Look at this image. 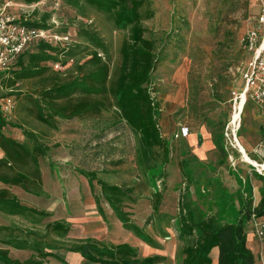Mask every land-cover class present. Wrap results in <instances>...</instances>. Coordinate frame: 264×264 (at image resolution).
<instances>
[{
	"label": "rangeland",
	"instance_id": "1",
	"mask_svg": "<svg viewBox=\"0 0 264 264\" xmlns=\"http://www.w3.org/2000/svg\"><path fill=\"white\" fill-rule=\"evenodd\" d=\"M4 1L17 18L40 22L46 17V42L74 53L69 56L64 51L58 55V62L46 63L49 70L45 76L60 72L61 78L67 79L74 61L80 58L83 62L88 58L85 54L92 47L79 36L80 26L93 29L102 38L108 50L105 60L110 72L116 70L120 44L127 31L117 28L105 13L91 6H84L82 13H78L61 0ZM259 8L255 0H148L142 6L144 36L153 40L156 48L152 95L160 102L159 129L170 147L165 163L162 151L156 149L153 158L140 164L137 136L120 119L109 94L90 96L103 99L105 105L99 113L55 118L54 127H50L36 119L35 107L29 98L35 96L45 81L26 79L8 88L3 81L5 76L0 75V97L12 99V109L5 116L9 122L4 127L5 134L25 142L23 129H26L49 146L47 154L38 159L46 196H35L19 186L0 182V188L8 189L22 204L48 212L44 217L0 212V249H8L13 259H27L32 253L30 250L14 249L1 240L8 234L22 236V230L43 232L45 225L54 220L69 223L65 240L91 236L105 243H136V236L122 228L103 198L100 203L104 219L98 214L94 194H100V188L94 181L92 191L77 169L94 171L108 183L132 189L130 196L134 203L125 199L124 209L157 242V248L149 253L160 257L155 264H182L180 250L184 243L177 238L178 207L182 200L201 216L220 211L226 217H233L242 195L250 194L252 205L257 204L255 201L264 187V169L245 162L237 148L241 146L250 159L264 165V134L260 130L258 110L251 101L244 105L234 136L225 126V151L213 145L205 161H198L191 153L190 137L174 138L173 134L179 125H187L190 134L201 132L210 137L212 130L228 124L232 91L241 88L240 71L249 58L243 37L254 26ZM148 11L151 14L145 17ZM62 35L68 39L61 43L54 39ZM12 123L20 127H13ZM20 169L28 170V165ZM155 191L162 194V199L159 214L151 215ZM248 246L253 245L248 243ZM55 253L68 264L79 262L78 255L64 249ZM138 254L141 256V252ZM255 254L254 264H264V254L263 258ZM44 263L64 264L52 257H47Z\"/></svg>",
	"mask_w": 264,
	"mask_h": 264
},
{
	"label": "trees",
	"instance_id": "2",
	"mask_svg": "<svg viewBox=\"0 0 264 264\" xmlns=\"http://www.w3.org/2000/svg\"><path fill=\"white\" fill-rule=\"evenodd\" d=\"M64 5L82 13L84 6L94 7L105 13L119 29L127 31L119 48V63L111 73L105 60L108 50L105 42L93 29L80 26L79 36H82L92 47L86 52V58L74 61L71 75L67 79L61 78L60 72L53 76H45L49 70L48 62H58V55L64 48L52 46L48 42L32 43L16 58L13 65L3 69L4 82L8 88L26 79L39 78L45 84L29 96L35 107V117L38 121L54 127L55 118L70 119L84 114H97L104 108L103 99H91L90 96H105L109 94L113 99V106L120 119L136 134L139 146V162L146 164L154 157L156 149L162 151L163 162L168 161L170 147L161 135L159 118L161 115L160 102L152 95V74L155 69V42L144 36L142 25V6L148 0H61ZM150 11L145 17H149ZM29 27L47 29L46 17L40 22L26 21ZM73 56L72 51H65ZM102 55H101V54ZM65 65V61L61 62ZM1 77V76H0ZM1 98V97H0ZM3 98V97H2ZM9 122L0 110V182L5 185H16L25 192L35 196H46L40 176L39 157L47 154L49 146L29 130L23 129L25 142H19L4 132ZM18 127L16 123L11 124ZM222 124L216 131H211V141L221 152H224ZM20 127V126H19ZM190 135V133H189ZM188 135V137H189ZM187 138V137H186ZM203 139L197 134V144ZM225 159V156L222 160ZM28 165V170H21ZM18 168V169H17ZM4 169L14 170L12 173ZM150 169L147 168L148 173ZM88 182L93 191L94 181L100 188V194L95 195L98 214L104 219L105 213L100 198L109 205L113 215L120 222L122 228L133 233L149 245L157 247L155 240L144 232L143 227L134 223L131 213L124 209V200L134 203L130 196L131 188L111 184L99 178L94 171L77 169ZM151 202L152 214L158 215V206L162 199L159 191L154 192ZM239 207L233 217H226L216 211L201 216L190 209L183 200L178 207L177 238L184 245L180 250L182 264H211L210 252L214 247L218 249L217 264H254L255 257L247 246V226L252 214L260 215L264 211V187L260 191V199L252 205V197L240 196ZM0 212L7 215L44 217L48 212L32 206L22 204L21 201L6 188H0ZM3 229H5L3 227ZM70 225L65 220L48 222L43 232L34 229L21 231L22 236L8 234L1 242L17 250H30L27 259L20 261L8 255V249H0L2 264H45L47 257L55 258L68 264L60 258L55 250L64 249L66 252L77 253L89 263L97 264H155L160 257L151 255L140 258L137 249L129 243H105L91 236L65 240ZM52 236H49L51 235ZM48 237V238H47Z\"/></svg>",
	"mask_w": 264,
	"mask_h": 264
},
{
	"label": "built area",
	"instance_id": "3",
	"mask_svg": "<svg viewBox=\"0 0 264 264\" xmlns=\"http://www.w3.org/2000/svg\"><path fill=\"white\" fill-rule=\"evenodd\" d=\"M259 1V13L256 17L253 27L248 29L243 37V46L249 54L240 71L241 88L232 91V112L239 111V106H243L247 101H251L258 110L260 119V130L264 134V0ZM9 3L0 0V69H8L12 62H15L17 56L28 48L32 43L39 41H48L45 37L46 29L29 27L25 19L17 18L9 9ZM61 43L67 40V35L60 38L55 36ZM12 109L11 96L0 98V110L4 116L10 113ZM231 115V117H232ZM229 121L226 129L235 135L234 121ZM232 130V131H231ZM190 133L187 125H179L174 132V138H186ZM248 227L252 230L255 238L260 244H264V211L260 215L252 214Z\"/></svg>",
	"mask_w": 264,
	"mask_h": 264
},
{
	"label": "crops",
	"instance_id": "4",
	"mask_svg": "<svg viewBox=\"0 0 264 264\" xmlns=\"http://www.w3.org/2000/svg\"><path fill=\"white\" fill-rule=\"evenodd\" d=\"M255 1H257L259 3L258 0H255ZM258 13H257V15H258ZM200 134L202 136V139H204V141H202V143L200 145L196 144V142H197V134H195V135L190 134L189 135L190 138H189L188 145H189V148L191 150V153H193V155L196 156L198 161H205L204 159H206V156L211 151V147L213 146V143H212L211 138H210L211 136L210 137H206L201 132H200ZM259 199H260V197L258 196L256 201H255V203H258ZM134 241L136 243H134L133 245L132 244H130V245L137 249V253L141 252V256H139L140 254H138V256L140 258L146 257V256H151V255H157V254H149L152 249L155 250V248H157V247H153V246L149 245L148 243H146L145 241H143L142 239L137 238V237H136V239ZM248 243H251L253 246L252 247L248 246ZM156 244H157V242H156ZM247 246L251 249V251L253 252V254L255 256H256L255 253H257L258 258H263L264 244H260L258 242V240L255 238L252 230L248 226H247ZM71 254L78 255V257H79L78 264H97V263H89L88 261L84 260L77 253H71ZM210 257H211V261H212L211 264H217V257H218V249H217V247H214L211 250Z\"/></svg>",
	"mask_w": 264,
	"mask_h": 264
},
{
	"label": "bare ground",
	"instance_id": "5",
	"mask_svg": "<svg viewBox=\"0 0 264 264\" xmlns=\"http://www.w3.org/2000/svg\"><path fill=\"white\" fill-rule=\"evenodd\" d=\"M243 106H239V111L238 112H235L232 117L230 115V119L229 121L231 122L230 124H232V122L234 121V126H232V128H234V130L237 128V122H240V116H241V112L243 110ZM232 131V130H231ZM237 148L238 150L241 152V155H242V159L245 161V162H248V163H251L253 165H255L259 170L261 169H264V165L262 164H258L256 163L254 160L250 159L245 153L243 150H241L240 146L237 145ZM260 167V168H259Z\"/></svg>",
	"mask_w": 264,
	"mask_h": 264
},
{
	"label": "water",
	"instance_id": "6",
	"mask_svg": "<svg viewBox=\"0 0 264 264\" xmlns=\"http://www.w3.org/2000/svg\"><path fill=\"white\" fill-rule=\"evenodd\" d=\"M241 150H244L241 146H240Z\"/></svg>",
	"mask_w": 264,
	"mask_h": 264
}]
</instances>
